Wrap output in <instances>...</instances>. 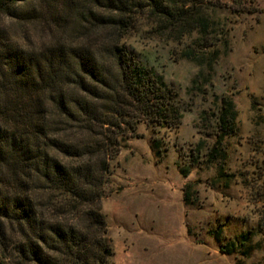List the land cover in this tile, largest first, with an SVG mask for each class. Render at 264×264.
Instances as JSON below:
<instances>
[{
  "label": "rangeland",
  "instance_id": "374dc122",
  "mask_svg": "<svg viewBox=\"0 0 264 264\" xmlns=\"http://www.w3.org/2000/svg\"><path fill=\"white\" fill-rule=\"evenodd\" d=\"M96 1L36 2L43 8L31 18L1 20L30 49L55 39L80 42L100 34L96 25L88 27V37L81 28L88 12L98 11ZM187 1L206 19L201 34L209 40L196 29L179 42L142 18L120 38L172 87L182 109L176 129L139 122L109 162L99 202L109 264H264V0ZM188 46L198 56L194 61L181 56ZM225 95L238 111L237 132L222 139L225 156L207 162L203 154L215 142L212 113ZM181 167L189 168L187 175ZM9 259L19 264L14 255Z\"/></svg>",
  "mask_w": 264,
  "mask_h": 264
},
{
  "label": "trees",
  "instance_id": "16d2710c",
  "mask_svg": "<svg viewBox=\"0 0 264 264\" xmlns=\"http://www.w3.org/2000/svg\"><path fill=\"white\" fill-rule=\"evenodd\" d=\"M36 2L48 0H0V264H10L11 255L19 264H109L99 206L109 162L139 122L176 129L182 109L172 87L120 38L142 18L181 42L196 29L204 33L206 19L187 0H97L98 11L90 10L81 28L88 37L96 25L101 35L55 39L35 50L20 44L1 18L27 20L42 10ZM181 56L198 57L190 46ZM212 114L215 142L203 154L207 162L225 156L222 139L238 128L229 96L220 97ZM201 119L209 122L204 113Z\"/></svg>",
  "mask_w": 264,
  "mask_h": 264
}]
</instances>
